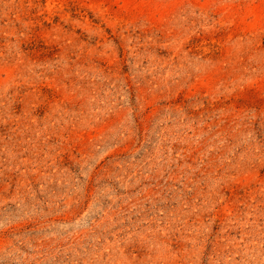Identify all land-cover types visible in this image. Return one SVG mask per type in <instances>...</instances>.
<instances>
[{"label":"rangeland","instance_id":"374dc122","mask_svg":"<svg viewBox=\"0 0 264 264\" xmlns=\"http://www.w3.org/2000/svg\"><path fill=\"white\" fill-rule=\"evenodd\" d=\"M0 264H264V0H0Z\"/></svg>","mask_w":264,"mask_h":264}]
</instances>
